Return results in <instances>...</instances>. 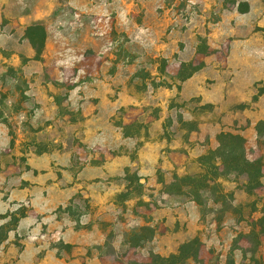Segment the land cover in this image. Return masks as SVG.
<instances>
[{"label":"rangeland","instance_id":"374dc122","mask_svg":"<svg viewBox=\"0 0 264 264\" xmlns=\"http://www.w3.org/2000/svg\"><path fill=\"white\" fill-rule=\"evenodd\" d=\"M256 95L264 0H0V264H205L225 228L264 264L261 171L181 195L245 128L264 146Z\"/></svg>","mask_w":264,"mask_h":264},{"label":"crops","instance_id":"0c3cea01","mask_svg":"<svg viewBox=\"0 0 264 264\" xmlns=\"http://www.w3.org/2000/svg\"><path fill=\"white\" fill-rule=\"evenodd\" d=\"M262 102H263V96L259 95V97H257L256 95L254 98V112L252 113L254 114L255 119L257 120H261V119L264 120V113L262 112V110H258V108L262 106ZM238 116H239V113H238ZM253 130H254V127L250 126L239 132L240 135L238 139L240 140V142L245 143L246 147L253 149V152L249 151L245 157L244 162L248 168V172L245 174L244 177L240 179L241 180L240 183H251L252 180L254 179V176L258 175L257 171H261L260 177L262 178V182L264 183V146L258 143V141L256 140V136L253 133ZM182 156H183L182 154H178V155L174 154L173 156H171V158L180 159L182 161V160H185L184 158H187L188 156H190V153H188V156L186 154H184L183 157ZM237 196L243 197L240 192L237 193ZM238 202H240V199L233 200L234 204H238ZM228 233H229L228 229L225 228V229H222L220 232H218L215 238L213 237L214 234H212L209 240L205 239L203 246H202L203 252L200 255L204 259L205 264H227L225 260V256L227 255L228 250H229V242H226V244H223V241H225L226 235ZM217 239H220L222 241V244H218ZM110 245L112 247L113 244H110ZM106 246H109V244H107ZM244 248L245 247H243L242 245L240 251H243ZM237 249L235 250V252L238 251ZM218 256L220 258L219 262H217ZM126 259L128 260L127 262L135 261V260H130L128 255H126ZM93 262L98 263V264H103L102 258H98V260H96V258H93V260L90 263L88 262L87 264H93ZM114 264H119V263L114 262ZM232 264H249V261H242L241 259L240 260L236 259L234 260Z\"/></svg>","mask_w":264,"mask_h":264},{"label":"trees","instance_id":"16d2710c","mask_svg":"<svg viewBox=\"0 0 264 264\" xmlns=\"http://www.w3.org/2000/svg\"><path fill=\"white\" fill-rule=\"evenodd\" d=\"M224 138H231L229 134L222 135ZM220 152L221 156L219 157L222 165V174L217 175V171L219 168V165H210L212 170H203L205 173L202 175H197L196 178H199L198 180H188L185 179L182 180L183 183H186L185 187L188 188L187 193H183L181 195L188 196L192 198V201H194L196 204L201 206V199L203 193H210L211 195V201L214 204H220L227 195L224 193L222 186L218 182L219 180H225L228 176L235 174V175H241L244 172L247 171V166L244 163V154L243 150L238 148L235 143L233 144H221L220 143ZM212 172V173H211ZM217 177V178H216ZM211 184V185H210ZM140 232H151L150 227H141L138 229ZM141 234L139 235V242L140 241ZM188 245H197L198 241L196 239L192 240L191 242L187 243ZM198 255V249L193 252V255H191L194 260H196Z\"/></svg>","mask_w":264,"mask_h":264}]
</instances>
